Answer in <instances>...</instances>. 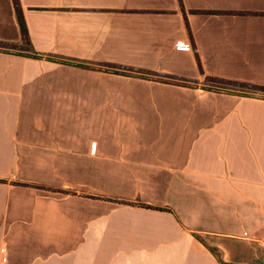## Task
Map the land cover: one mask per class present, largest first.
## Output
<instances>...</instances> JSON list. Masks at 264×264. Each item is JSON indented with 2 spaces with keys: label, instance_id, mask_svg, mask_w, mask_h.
Instances as JSON below:
<instances>
[{
  "label": "crops",
  "instance_id": "1",
  "mask_svg": "<svg viewBox=\"0 0 264 264\" xmlns=\"http://www.w3.org/2000/svg\"><path fill=\"white\" fill-rule=\"evenodd\" d=\"M18 2L0 264H264V95L208 80L264 87V0Z\"/></svg>",
  "mask_w": 264,
  "mask_h": 264
},
{
  "label": "trees",
  "instance_id": "2",
  "mask_svg": "<svg viewBox=\"0 0 264 264\" xmlns=\"http://www.w3.org/2000/svg\"><path fill=\"white\" fill-rule=\"evenodd\" d=\"M12 4H13L15 18H16V22H17L18 29H19V34H20L21 44H20L19 48L21 50H26L27 51L28 49L31 48V44L29 42L28 32H27V29H26V26H25V22H24V19H23L22 10H21V7L19 5L18 0H12ZM28 55L31 56V57H34V58H40V56L38 54H35V53H29ZM77 65L79 67H85V65H82V64H77ZM110 71H112L113 73H117V74L120 73V74H123V75H127L126 71L125 70H121V69H114V70L110 69ZM208 80L212 84L222 85L221 87H223V86L237 87V88H240V89H244L246 91H249V90L252 91V92L253 91L257 92L258 91L259 94H261V95L263 94L264 95V87L263 86H254V85H249V84H244V83H234V82H230V81L216 80V79H213V78H209ZM171 83H174V84H177V85H183V86H191L189 84V82H183V81H175V82H171ZM241 93H240L241 95H249L248 93H244V92H241ZM156 209H160V208H156Z\"/></svg>",
  "mask_w": 264,
  "mask_h": 264
},
{
  "label": "rangeland",
  "instance_id": "3",
  "mask_svg": "<svg viewBox=\"0 0 264 264\" xmlns=\"http://www.w3.org/2000/svg\"><path fill=\"white\" fill-rule=\"evenodd\" d=\"M234 90H238L239 93H240V92H243V91H246V90H244V89H240V88L237 89V88H235V87H234ZM246 92H247L248 94L250 93V91H246ZM251 93H255V92L253 91V92H251Z\"/></svg>",
  "mask_w": 264,
  "mask_h": 264
},
{
  "label": "built area",
  "instance_id": "4",
  "mask_svg": "<svg viewBox=\"0 0 264 264\" xmlns=\"http://www.w3.org/2000/svg\"><path fill=\"white\" fill-rule=\"evenodd\" d=\"M177 47H179V48H183V47H184V43H183V42H179V43H177Z\"/></svg>",
  "mask_w": 264,
  "mask_h": 264
}]
</instances>
